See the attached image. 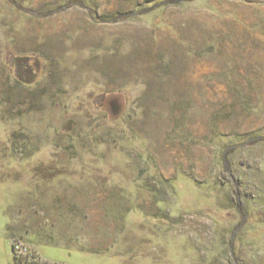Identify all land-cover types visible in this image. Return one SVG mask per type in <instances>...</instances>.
Returning a JSON list of instances; mask_svg holds the SVG:
<instances>
[{"label":"rangeland","instance_id":"374dc122","mask_svg":"<svg viewBox=\"0 0 264 264\" xmlns=\"http://www.w3.org/2000/svg\"><path fill=\"white\" fill-rule=\"evenodd\" d=\"M26 257L264 264V0H0V264Z\"/></svg>","mask_w":264,"mask_h":264},{"label":"flooded vegetation","instance_id":"af4514ba","mask_svg":"<svg viewBox=\"0 0 264 264\" xmlns=\"http://www.w3.org/2000/svg\"><path fill=\"white\" fill-rule=\"evenodd\" d=\"M10 69L13 71L14 83L15 85H21L23 87H30L32 85H37L40 76L38 74L41 72V64L39 60L32 61L30 58L26 59L23 57L15 56L12 57L10 61ZM37 77V78H36ZM34 79L33 84L28 86L24 81Z\"/></svg>","mask_w":264,"mask_h":264},{"label":"trees","instance_id":"16d2710c","mask_svg":"<svg viewBox=\"0 0 264 264\" xmlns=\"http://www.w3.org/2000/svg\"><path fill=\"white\" fill-rule=\"evenodd\" d=\"M26 258H28V257H26ZM32 258H33V257H32ZM13 264H38V262L33 261L32 259H31V261H30L29 258H28L26 261H24V262L22 263L21 261H18L17 259L14 258V262H13Z\"/></svg>","mask_w":264,"mask_h":264},{"label":"water","instance_id":"95a60500","mask_svg":"<svg viewBox=\"0 0 264 264\" xmlns=\"http://www.w3.org/2000/svg\"><path fill=\"white\" fill-rule=\"evenodd\" d=\"M33 81H34V79L33 80L29 79V80L24 81V83L27 84L28 86H30V84H33Z\"/></svg>","mask_w":264,"mask_h":264}]
</instances>
